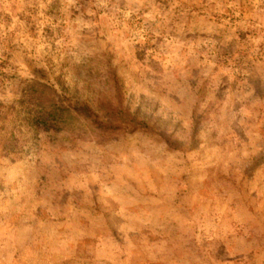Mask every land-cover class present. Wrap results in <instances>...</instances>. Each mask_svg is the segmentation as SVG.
Returning a JSON list of instances; mask_svg holds the SVG:
<instances>
[{
	"label": "rangeland",
	"instance_id": "374dc122",
	"mask_svg": "<svg viewBox=\"0 0 264 264\" xmlns=\"http://www.w3.org/2000/svg\"><path fill=\"white\" fill-rule=\"evenodd\" d=\"M0 132V264H264V0H0Z\"/></svg>",
	"mask_w": 264,
	"mask_h": 264
},
{
	"label": "trees",
	"instance_id": "16d2710c",
	"mask_svg": "<svg viewBox=\"0 0 264 264\" xmlns=\"http://www.w3.org/2000/svg\"><path fill=\"white\" fill-rule=\"evenodd\" d=\"M27 95L33 97L38 102L40 113H38L36 119L31 121L30 126L38 130L46 131H60L67 127L69 123L68 118L75 114L82 117L86 121H90L92 125L97 124L95 121V115L90 110L87 103H78L70 107L64 106L61 97L58 95L57 90L52 86L44 83L34 82L28 86ZM1 136V132H0ZM5 138H7L5 136ZM15 144L6 139H0L1 156H8L16 153Z\"/></svg>",
	"mask_w": 264,
	"mask_h": 264
}]
</instances>
